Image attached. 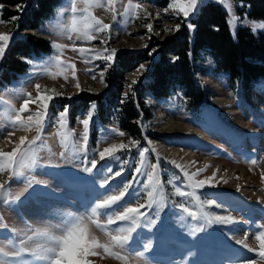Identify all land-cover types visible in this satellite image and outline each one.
Wrapping results in <instances>:
<instances>
[{
  "label": "rangeland",
  "instance_id": "1",
  "mask_svg": "<svg viewBox=\"0 0 264 264\" xmlns=\"http://www.w3.org/2000/svg\"><path fill=\"white\" fill-rule=\"evenodd\" d=\"M25 1L31 2V0ZM153 1L157 0H132L133 3L142 4L135 18L123 15L128 0H116L113 6L116 20L112 18V10L107 8L106 0L103 7L91 9L98 19L112 26L108 32L97 33L96 39L92 41L76 40L75 34H72V39L69 40L67 35L59 34L72 15L69 0L63 1L62 6L58 7L40 28L39 35L50 41V52L32 54L28 59L32 63L28 62V69L19 79L11 80L9 83L3 81L0 84V99L13 102L17 110L22 100L27 98L18 94L31 93L33 102L29 103V111L23 114L24 118L43 111L42 100L36 99L38 93L36 84L40 85L41 97H53L48 101V117L42 133V139L51 149V153L47 148L40 151V164L28 173L41 183L33 184L25 191L23 179H10L7 171L0 173V183H5L13 196L23 193L19 201L12 202L11 199L0 201V245L11 238L14 231L20 233L17 239H23L29 228L57 229L69 213L88 215L90 207L102 200L108 190L115 188L122 180L132 181L130 195L126 199H140V202L146 203V195L138 196V193L144 192L142 184L146 181V176L134 171L135 166H138L139 146L118 153L122 157L121 160L107 158L100 160L99 152L105 147H110L112 143L126 144L129 138L117 134L120 130L114 122L105 126L99 121L96 104H94V116L90 124L86 151L69 150L64 157H61L60 153L65 150L61 147L60 138L56 133L59 131L58 113L67 107L68 128L72 132L77 148L83 144L81 137L84 129L80 121L87 118L86 113L93 104L86 111L80 103H75L74 98L84 91L102 96V93L105 94L108 89L105 82L108 64L103 59H93V53L107 55L105 49L109 52L111 49H116L112 65L118 55L143 52L151 46L147 38L153 37L151 34L153 31L148 30L147 24L153 25L155 35H159L160 41H166L174 37L171 27L181 26L185 22L182 14L178 15L169 8L170 1L164 6L165 8H162L167 11L151 8H158L156 4L147 3ZM207 2L218 5L228 16L225 7L217 0H204L203 5ZM28 4L23 5L22 12L26 11ZM232 4L236 15L243 21L248 7L233 0ZM83 7L78 0L77 15L82 13ZM3 8H0V21H2L0 32L7 33L12 38L5 55L0 59V69L12 43L20 36L23 37L24 34L31 32L16 27L14 20L3 21L1 13ZM13 9L17 10V7ZM194 14L188 18V22ZM227 26L230 34L235 37L236 32L234 36L228 23ZM238 27L249 29L253 34L264 33V30H257L254 33L250 24L241 23ZM53 43L66 45L61 58L65 65H75V79L70 69L64 74L67 75V80L64 79V75H57L53 79L48 74L49 58L57 54L52 47ZM73 48H86L90 52L82 56L79 51H73ZM151 48L150 53L154 57L157 55L158 47L151 46ZM197 63L199 67L206 69V73H198L197 77L203 78L205 84L200 80L201 84H204L206 87H203L211 93L209 103L199 112L187 114L177 99L155 105L147 95V108L152 113V119L146 123L157 135L156 138H152L150 144L147 143L149 146L145 144L150 149L146 154L147 170H151L150 165L156 163L159 157L161 177L173 179L175 188L178 186L183 191H190L184 187L186 182L183 180V173L167 158L171 151L176 150L185 156L175 162L189 174L204 169L195 179L212 177L215 172V177L200 188L197 195L203 205H213L205 206L206 211L218 216H231L234 222L207 225L202 220H192L181 211L179 204L183 203L186 207L195 210L196 202L190 197H180L175 192H171L165 207L160 211L156 225L151 228H138L133 233V240L126 253L132 264H240L241 261H247V264H259V257L256 256L259 241L255 237L264 231V228H261V225H264V84L255 86L248 95L243 94L240 89L232 93L228 90L224 76L213 74V64L209 58L201 55ZM151 66V63L147 62L140 70L127 74L125 95L133 93L132 87L139 83ZM133 80L136 81L135 84L132 83ZM208 80L210 85H207ZM77 82L80 84L79 88L75 86ZM52 89L58 94L53 93ZM5 112L6 105L0 103V151L10 152L19 143L21 136L31 140L37 135V131L35 126L27 132L14 128ZM233 121L241 124L237 126ZM171 122L186 129L188 133H169ZM189 156L197 158L192 162L186 160ZM94 158L97 160V167L91 172L85 171V168L91 167L90 161ZM49 160L51 163L48 162ZM205 165L208 167L205 168ZM109 168L112 169V173L108 172ZM117 170H120L122 175L110 179L109 184L102 187L105 178L110 177ZM134 177L137 178L133 179ZM141 211L154 217L155 208H145ZM100 223L106 225L107 221L101 218ZM121 223L123 222H118ZM4 225L7 227L5 228ZM90 228L100 242H108V236L104 232L95 225H90ZM195 229L202 230L194 231ZM27 234L35 236L34 232ZM40 240L42 238L29 241V245ZM237 240H243L248 247L237 244ZM147 242H150L151 247L145 250L144 244ZM249 247L256 251H249ZM96 251L99 253L98 256L88 257L91 264H121V261L105 254L103 249ZM139 252L144 253L143 259L137 258ZM25 259L31 257L25 256Z\"/></svg>",
  "mask_w": 264,
  "mask_h": 264
},
{
  "label": "snow or ice",
  "instance_id": "2",
  "mask_svg": "<svg viewBox=\"0 0 264 264\" xmlns=\"http://www.w3.org/2000/svg\"><path fill=\"white\" fill-rule=\"evenodd\" d=\"M217 2L221 3L228 12L226 22L234 36L238 25L241 23L244 25L250 24L254 33L257 30H264V21H250L247 18V13H245L244 19L241 21V18L235 13L232 0H217ZM69 3L72 15L70 20L63 25V30L59 33L61 35H67V39L71 40L72 34H75L76 40L92 41L96 39L97 33H105L111 29V25L98 19L91 11V9L96 7H103L105 0H79V3L84 6L82 13L79 15H77L78 0H69ZM115 3L116 0H106L107 8L113 12V20H116L115 8L113 7ZM203 3L204 0H170L169 8H172L178 15L182 14L188 28L191 30L194 29V25L188 22V18L197 12ZM0 8H3V5H0ZM141 8V3H133L132 0H128V4L123 10V15L135 18L137 10ZM22 9V5H17L18 11H22ZM165 11H167V9H165ZM62 14L63 12H61V15ZM12 19H18V17H13ZM146 27L150 32L153 31V25L151 23L147 24ZM179 27L180 26L177 25L176 30H179ZM11 38L9 34L0 32V59L5 55ZM101 43H103V40ZM52 47L56 50L57 54L49 58L50 67L48 69V74L55 79L57 75H64L70 69L72 77L75 79V65H65V62L61 58L66 45L53 43ZM72 50L79 51L82 56L90 52V50L86 48H73ZM105 51L108 52L107 55H101L99 52L93 53V59H103L107 62L108 66H111V62L116 56V49H111L110 52L105 49ZM26 62L32 63L31 60H27ZM102 75L103 73H101V76ZM64 79H68L67 75H64ZM93 79H95V76H93ZM132 83L135 84L136 81L133 80ZM75 86L79 88V82H77ZM35 87L38 90L36 99L42 100L43 108V111H38L35 115L30 114L26 118L23 117V114L29 111V103L33 102L31 93L21 92L18 94L19 96L27 97L22 100L18 110L15 108L13 102L0 99V103L6 105L5 115L14 128H19V130L27 132L31 131L33 126H35L37 131V135L31 140H27L25 136H21L19 138V143L16 144L12 151H0V173L7 171L10 174V179H23L25 191L33 184L41 183L35 180L34 177L28 175L31 170L40 164V151L47 148L49 153H51V149L48 148L46 142L42 139V133L48 117V101L53 97H41L39 94L40 85L36 84ZM51 91L58 94L55 89ZM94 109L95 105L93 104L86 113L87 118L80 121L84 131L81 137L83 144L78 148L73 139L72 132L68 128L67 107L58 113L59 131L56 135L59 136L60 145L65 150L60 153L61 157H64L65 153L69 150L86 151ZM117 134L121 137L125 136L123 131H119ZM139 143V141L131 139L127 144L112 143L110 147H105L103 151L99 152V158L100 160H105L106 158L121 160L122 157L118 155V153L123 152L125 149L130 151V145L131 147H138ZM150 143L149 141V144ZM149 151L150 149L148 147L138 148V166L134 168L135 173H142L146 176V181L142 184L144 192L138 193L139 197L146 195V203L140 202V199H126V197L130 195L129 189L132 187V181L122 180L118 182L115 188H110L102 200L92 205L90 207V213L86 216L69 213L67 218L57 229L29 228L27 232H34L35 236L28 235L26 232L23 239H17L16 237L20 236V233L14 231L13 236L3 245H0V264H91L88 257L98 256L99 253L96 251L97 249H103L105 254L121 261V264H132L126 253L130 242L133 240V233L141 227H154L159 219L160 211L165 207L167 201V195L164 191L165 185L161 182L159 157H157L156 163L150 165L151 170H147L148 164L146 154L149 153ZM152 151H155V149H152ZM48 162L51 163L50 160ZM170 163L174 164L177 169H180V172L183 173V180L186 182L184 187L190 189V191H183L177 186L175 194L180 197H190L196 202L195 210L180 203L179 208L183 213L191 217L192 220H202L207 225L231 224L234 222L231 216H218L212 212L206 211L205 206L200 201L199 195H197V191L215 177V172H213L212 177L198 180L195 179V177L204 169L189 174L179 163L175 161H171ZM253 163H255V161H253ZM90 164L91 167L85 168V171L91 172L95 169L97 167V160L95 158L92 159ZM207 167L208 165H205V168ZM108 172L112 173V169L109 168ZM121 175L122 173L120 170L115 171L110 177L105 178L101 186L103 187L109 184L110 179H114ZM136 178L137 177H134L133 179ZM169 183H172L171 178ZM22 194L23 193H17L13 196L10 190L6 188L5 183H0V201L9 199H11L12 202L19 201ZM145 208H155L154 217L149 216L147 212L141 211V209ZM101 218L107 221L106 225L100 223ZM118 222L123 223L118 224ZM90 225H95L97 229L104 232L108 236V242H100L92 232ZM111 225L117 226L109 228L108 226ZM4 227L6 228L7 225H4ZM261 228H264V225H261ZM200 230L202 229H195L194 231ZM38 238H42V240L33 245H29V241H37ZM255 238L259 241V250L256 251L250 247L248 250L256 251V256L259 257V264H264V231L260 232ZM236 243L244 244V241L237 240ZM244 246L248 247L247 244H244ZM150 247V242L144 244L145 250ZM25 256L31 257V259H25ZM143 257V252L137 253L138 259H143ZM240 264H247V261H241Z\"/></svg>",
  "mask_w": 264,
  "mask_h": 264
},
{
  "label": "trees",
  "instance_id": "3",
  "mask_svg": "<svg viewBox=\"0 0 264 264\" xmlns=\"http://www.w3.org/2000/svg\"><path fill=\"white\" fill-rule=\"evenodd\" d=\"M63 1L31 0L29 3L25 0H0L4 7L2 20L12 21L13 17H18L14 20L16 27L31 31L16 39L7 51L0 69V84L19 79L28 69L26 61L32 54L50 52V41L39 35L40 28L62 6ZM169 1L147 3L165 8ZM233 2L248 7V20L264 21V0ZM25 3L29 4L24 12L13 9ZM226 20L227 14L218 5L207 2L189 20L194 29L190 30L184 22L171 39L160 41L152 37L155 39L149 45L158 47L154 57L150 53L151 46L143 52L118 55L105 73L108 88L105 96L84 91L75 99V103H80L86 111L90 105L96 104V114L102 124L106 126L114 122L129 140L139 141V147H148L147 143L157 137L146 123L152 119V113L147 108L148 93L157 104L177 99L187 114L197 113L209 103L211 93L197 77L198 73H206V69L197 63L201 55L211 60L215 76H224L230 92L235 93L240 89L248 95L255 86L264 84V33L253 34L249 29L238 27L233 37ZM147 62L152 66L142 80L132 87L133 93L125 95L127 74L140 70ZM169 180V177H161L168 198L176 190L173 179L172 183Z\"/></svg>",
  "mask_w": 264,
  "mask_h": 264
},
{
  "label": "bare ground",
  "instance_id": "4",
  "mask_svg": "<svg viewBox=\"0 0 264 264\" xmlns=\"http://www.w3.org/2000/svg\"><path fill=\"white\" fill-rule=\"evenodd\" d=\"M202 81L204 82V80H203V78H202ZM207 82V85H210V83H209V80L208 81H206ZM204 84H205V82H204ZM223 101V100H222ZM222 101H220V102H222ZM234 120V119H233ZM234 122V124L235 125H237V126H239L241 123H239L238 121H233ZM168 132L169 133H175V132H177V133H188V131L186 130V129H182V128H180V127H178L177 125H175V122H171V128L170 129H168ZM20 136V135H19ZM167 155V154H166ZM163 156V155H162ZM184 154H181V153H179V152H177L176 150H173V151H171V153H170V155L167 157L168 159H169V162H171L170 160H173V161H177V160H179V159H182V158H184ZM164 157V156H163ZM197 157L196 156H189V157H187L186 158V160H188V161H191L192 160V162H194V159H196ZM166 161H167V159H166ZM245 192V191H244ZM248 193V192H247ZM250 193V192H249ZM246 194V193H245ZM244 194V195H245ZM246 196H248L247 194H246Z\"/></svg>",
  "mask_w": 264,
  "mask_h": 264
},
{
  "label": "built area",
  "instance_id": "5",
  "mask_svg": "<svg viewBox=\"0 0 264 264\" xmlns=\"http://www.w3.org/2000/svg\"><path fill=\"white\" fill-rule=\"evenodd\" d=\"M151 8H154V9H156V10H164L165 11V9H162V8H155V7H151ZM159 20L160 21H162L160 18H159ZM176 21V20H175ZM156 27H158L157 25H156ZM146 31V30H145ZM171 31H172V33L173 34H175L176 33V27H171ZM138 32H140V31H138ZM142 32V31H141ZM151 34L153 35V37H156L157 39L159 38V39H161L160 37H159V35H155V30H153V32H151ZM155 39V38H154ZM154 39H152V37H150V38H147V40H148V42L150 43V42H152V41H154ZM103 94V93H102Z\"/></svg>",
  "mask_w": 264,
  "mask_h": 264
},
{
  "label": "water",
  "instance_id": "6",
  "mask_svg": "<svg viewBox=\"0 0 264 264\" xmlns=\"http://www.w3.org/2000/svg\"><path fill=\"white\" fill-rule=\"evenodd\" d=\"M202 80V78H200ZM204 87H206L204 84H203Z\"/></svg>",
  "mask_w": 264,
  "mask_h": 264
}]
</instances>
